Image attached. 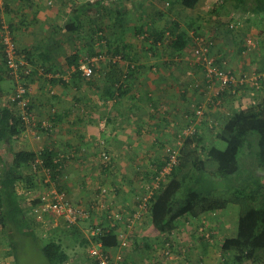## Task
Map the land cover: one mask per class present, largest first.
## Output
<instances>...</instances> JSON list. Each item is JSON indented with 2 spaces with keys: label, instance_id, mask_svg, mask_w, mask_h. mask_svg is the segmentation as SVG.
Here are the masks:
<instances>
[{
  "label": "crops",
  "instance_id": "1",
  "mask_svg": "<svg viewBox=\"0 0 264 264\" xmlns=\"http://www.w3.org/2000/svg\"><path fill=\"white\" fill-rule=\"evenodd\" d=\"M88 1L97 0L4 1L0 19L9 25L19 50L40 48L48 58L45 74L35 70L30 80V96L33 114L39 120L48 119L52 130L48 133L36 126L24 131L18 141L30 150L51 153L52 180L73 202L96 201L99 186H105L109 195L104 200L132 209L142 182L153 175L165 147L176 144V134L188 123L186 116L191 113L192 101L206 98L189 87L204 78L202 67L193 62L190 48L177 51L166 40L154 43L151 39H157L140 35L166 30L173 37L186 28L192 35V27L196 28L211 38L213 54L221 66L245 72L264 69V21L257 16L240 18L234 11L221 10L216 0H200L194 9L170 0H103L102 6H91L90 12L83 6ZM78 13L80 28L70 32L68 22ZM236 19H245V23L236 30L230 29L227 24ZM98 25L106 33L107 44L97 47L96 40L93 44L91 38ZM62 26L67 27L64 36L57 29ZM247 35L259 41L255 50H246ZM99 50L103 51L102 57L90 78L78 72L76 64L68 62L72 54L78 56L79 64L82 57L96 55ZM116 52L124 55L123 60L114 61ZM129 62H135L134 70L120 88L118 78L128 69ZM0 74V104H6L15 90V81L9 77L2 57ZM4 81H13L10 91L5 92ZM217 110L216 115L223 117L225 108ZM102 152L109 154V162H104ZM39 184L37 191L43 189ZM230 212L207 216L220 232L222 238L217 239L218 243L232 236V232L236 234V218ZM85 227L83 223L78 230L74 229L75 235L68 236L76 241L77 237L86 238ZM222 227L226 232L223 235ZM155 235L160 238L158 233ZM183 241L178 240L177 244ZM205 247L202 240H195L196 252H204ZM74 252L72 249L71 259ZM132 252L127 254L125 264L134 263L129 258L136 260L137 255L134 257Z\"/></svg>",
  "mask_w": 264,
  "mask_h": 264
},
{
  "label": "trees",
  "instance_id": "2",
  "mask_svg": "<svg viewBox=\"0 0 264 264\" xmlns=\"http://www.w3.org/2000/svg\"><path fill=\"white\" fill-rule=\"evenodd\" d=\"M170 1L190 9H194L200 2V0ZM102 2L103 0L88 1L83 6L85 11H89L91 6L95 8L102 6ZM221 2L217 8L229 10L231 13L234 11L240 18L251 15L264 17V0H221ZM80 18L78 13L68 22L67 27H72L70 32L78 31ZM174 24L178 25L175 22ZM192 26L191 24L188 27ZM192 30L195 35L208 36L196 28L192 27ZM190 31L187 28L183 29L173 37L167 34L166 30L157 33L155 31L146 34L145 38L157 39H151L154 43L158 40H166L175 50L182 51L194 39L195 35H191ZM142 36L144 34L140 35L141 38ZM95 40L97 47L102 43L107 44L106 33L99 25L92 34L93 44ZM207 45L212 48L211 38H208ZM17 50L26 54L27 58L38 66L44 67L47 63V54L40 48H36L35 51L32 48ZM38 51L40 53L35 54ZM102 52L99 50L96 55L92 53L89 55L100 56ZM116 54L123 60V54L118 52ZM0 57L6 63L4 45L0 46ZM68 62L78 65V56L70 55ZM129 63L128 69L118 78L120 88L134 70L131 65L135 62ZM217 64L221 63L217 60ZM257 70L264 71V69ZM9 77L13 78L11 74ZM261 83L260 88L251 82L229 85L212 99L215 102L220 101L222 104L220 106L225 108L223 117L216 115L219 111L217 108L221 107L215 102H209L210 104H207L209 110H206L200 122L202 128L199 126L192 134L180 135L187 123L176 134L178 142L175 145H167L178 150V162L169 174L168 182L162 185L152 199L150 227L158 233L161 243L171 241L174 244L173 250L177 251V254H187L182 262L178 261V264H264V80ZM189 87L200 92L193 84ZM245 100L256 101V104L244 106L242 104ZM195 101L202 103L204 99L199 98L192 103ZM215 109L216 111H213ZM190 111L189 115H192L194 113L192 107ZM25 129V122L8 100L6 104L5 101L1 102L0 155L9 153L5 160L0 158L1 246L7 247L8 254L11 251L14 257L20 240L32 238L39 243L43 240L41 249L51 264H62L71 259L68 248L63 243V237L68 234L75 235L74 229L77 227L68 229L60 222L59 230L47 228L34 216V207L40 200L39 198L26 200V192L35 189L38 182L42 185V181L37 172L33 171V166L39 157L43 159L45 165L52 166L51 168L54 161L50 156L51 153L47 151L36 152L20 145L18 138ZM168 159L169 156L164 149V156L159 163H156L153 175L158 174ZM56 173L53 174L54 178ZM153 175L151 173V176ZM231 204L239 205L241 208L235 220L236 234L224 237L218 243L221 238L218 229H215L216 226H213L207 214L216 215L219 212L226 214ZM200 228L203 230L201 231ZM194 234L198 235L197 239L205 244L204 252L203 250L196 252L197 239L192 238ZM77 239L83 248L90 243L86 238L77 237ZM98 239L109 248L118 244L114 233ZM181 239L184 240L182 244H186H177ZM142 240H137L133 245L131 252L134 257L139 253L138 251H141L143 245L146 249L150 247L152 250L158 247V245L151 246L148 237ZM192 253L197 259L188 258ZM82 254L75 257L82 259ZM129 261L132 259L129 258Z\"/></svg>",
  "mask_w": 264,
  "mask_h": 264
},
{
  "label": "built area",
  "instance_id": "3",
  "mask_svg": "<svg viewBox=\"0 0 264 264\" xmlns=\"http://www.w3.org/2000/svg\"><path fill=\"white\" fill-rule=\"evenodd\" d=\"M4 1L0 0V10L4 7ZM241 25V20H234L230 28L237 29ZM194 34V32H193ZM195 35V34H194ZM146 37V34L142 36ZM202 35H195L191 43L187 45L192 53L194 64H198L204 71L203 80L199 79L192 84L205 94L204 102L192 103L194 113L187 115L188 125L180 132V135L192 134L199 128L203 120L207 104L215 102L212 100L220 91L225 90L231 84H244L251 82L257 88L262 86L264 71L258 72L253 69L248 72H234L231 69L217 64V56L213 54L212 48L207 45L208 38ZM4 45L5 65L15 81V90L8 97V102L18 113L26 124V130L31 131L33 127L39 126L50 132L52 124L48 119L39 120L35 117L31 108L30 80L35 75V70L39 74H45L43 66L35 67L24 53L18 52V46L14 41L12 31L8 24L0 19V46ZM247 51L255 50L259 46V41L252 35L246 36ZM102 56L85 55L79 61L76 69L86 77H92L96 70L98 61ZM121 57H115L114 61ZM131 67H135L131 65ZM209 103V104H210ZM217 106L222 105L220 101L215 102ZM256 104V101L245 100L242 105L248 106ZM221 107V106H220ZM223 108V106L221 107ZM230 113V112H229ZM228 113V114H229ZM195 118H194V117ZM194 118V119H192ZM202 124V123H201ZM182 133V134H181ZM39 138V137H38ZM178 142V141H177ZM165 153L169 159L158 171V174L147 178L141 184V188L135 196L136 204L132 209L121 206L113 200H104L109 195V189L99 186V198L96 201L75 203L67 192L59 190L52 180L53 169L45 165L39 157L33 166V171L37 172L42 181L43 189H36L26 192V200L31 201L39 198V203L34 207V216L44 227H52L59 230L60 222L65 228L80 227L83 223L84 236L90 242L86 247L83 258L75 256L62 264H125L127 254L133 250V245L137 240H142L148 236V228L151 225L150 207L152 199L163 184L168 182L169 174L178 162V150L173 146H166ZM104 162H109L110 156L106 152L101 154ZM99 212V214H97ZM202 231L203 228H200ZM114 233L118 244L114 247H106L98 237ZM152 250L153 262L147 264H178L187 255L177 254L174 251V244L171 241L165 242L162 246ZM182 258V260H181Z\"/></svg>",
  "mask_w": 264,
  "mask_h": 264
},
{
  "label": "rangeland",
  "instance_id": "4",
  "mask_svg": "<svg viewBox=\"0 0 264 264\" xmlns=\"http://www.w3.org/2000/svg\"><path fill=\"white\" fill-rule=\"evenodd\" d=\"M216 2L217 3L219 2L218 4L222 3L219 0H216ZM213 13L215 14L214 11H213ZM231 15L232 14H229V16H231ZM209 16H210V14H207L206 19L210 18ZM234 16H237V15L234 14ZM257 17H259L260 19H262L264 21V17H261V16H257ZM242 22L245 23V19L244 20L241 19V23ZM241 26L242 25H240L239 27H241ZM66 28L67 27H65V26H62V28H60V27L57 28L59 30V34L64 36L65 32H66L65 31ZM12 86H13V81H10V82L4 81L3 88L6 89L5 92L7 90L10 91V88H12ZM14 86H15V83H14ZM24 145L27 146V144H24ZM8 156H9V153L6 152L0 158H2V160H5ZM240 210H241L240 206L236 205V204H231L229 209H228V211H231L234 214L235 218H237V215L239 214ZM224 212H227V211H224ZM209 215L210 214H207V216H209ZM220 227L221 226H219V229H220ZM230 228H233V227L230 226ZM235 228H234V230H235ZM231 231H233V229H231ZM147 233H148V236H150L148 239L150 240L149 242H150L151 246H153V245L162 246L163 245V243L160 242V239L158 237H156L155 232L152 230L151 227H150V230L147 231ZM221 233H222V235L224 233H226L225 227L223 228V230L221 229ZM232 235H233V232H232ZM20 241L21 242L19 243V246H17L16 256H14V257L11 255L12 254L11 251H10V254H8L7 247L1 246V258H0L1 260L0 261L2 264L3 263L4 264H51V262L48 260V258L45 256V254L43 253V251L41 249V243L43 240H41L40 243L35 242V240L32 238H26L25 240H20ZM142 241H144V239ZM63 243L65 244V246L67 248H69V249H67L69 254H72V249L76 251L73 253V256L78 255L80 253L82 254V252L86 253V247L83 248L81 242L78 239L76 241L75 238H73V237L64 236L63 237ZM0 244H1V227H0ZM142 244L143 243H141V245ZM180 255H182V253ZM153 257H154V255L152 256V248L149 247L148 249H146V247L143 245V250L139 251V253L137 254L136 260H132L130 262H132V263L134 262L133 264H144V263L147 264L150 261L153 262V260H154ZM188 258L194 260V258H196V257H194V253H192V254H189ZM181 260H182V258H181Z\"/></svg>",
  "mask_w": 264,
  "mask_h": 264
},
{
  "label": "clouds",
  "instance_id": "5",
  "mask_svg": "<svg viewBox=\"0 0 264 264\" xmlns=\"http://www.w3.org/2000/svg\"><path fill=\"white\" fill-rule=\"evenodd\" d=\"M238 19H240V18H238ZM237 20V19H236ZM231 24V23H230ZM230 24H229V27H230ZM230 29H233V30H236V29H234V28H230Z\"/></svg>",
  "mask_w": 264,
  "mask_h": 264
}]
</instances>
